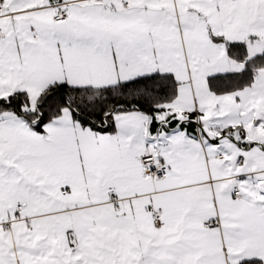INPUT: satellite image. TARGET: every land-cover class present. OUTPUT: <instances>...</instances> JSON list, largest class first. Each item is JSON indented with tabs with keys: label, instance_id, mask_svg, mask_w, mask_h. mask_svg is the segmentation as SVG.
<instances>
[{
	"label": "snow or ice",
	"instance_id": "6c2138e0",
	"mask_svg": "<svg viewBox=\"0 0 264 264\" xmlns=\"http://www.w3.org/2000/svg\"><path fill=\"white\" fill-rule=\"evenodd\" d=\"M0 264H264V0H0Z\"/></svg>",
	"mask_w": 264,
	"mask_h": 264
}]
</instances>
